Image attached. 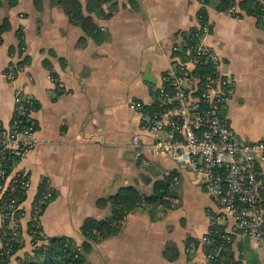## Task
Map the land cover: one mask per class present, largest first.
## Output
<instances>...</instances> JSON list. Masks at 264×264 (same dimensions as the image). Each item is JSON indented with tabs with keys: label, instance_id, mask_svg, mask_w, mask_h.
<instances>
[{
	"label": "crops",
	"instance_id": "crops-1",
	"mask_svg": "<svg viewBox=\"0 0 264 264\" xmlns=\"http://www.w3.org/2000/svg\"><path fill=\"white\" fill-rule=\"evenodd\" d=\"M80 2L97 25L95 36L56 0H0V25L9 24L0 31V122L12 120L18 90L37 106L40 142L20 165L32 180L28 202L49 186L54 197L41 219L44 233L71 237L80 246L87 217L118 224V232L92 242L87 264H188V239L207 233L216 204L189 168L167 153L137 149L132 137L141 133L150 140L153 91L171 65L172 45L198 25L205 3L108 0L99 9ZM205 7L211 23L206 42L234 78L223 114L241 139H259L264 21L240 3L238 16L219 9L217 1ZM8 70L15 71L13 80ZM134 101L145 107H132ZM260 164L264 180V159ZM125 187L137 189L141 202L118 219L111 202L99 200ZM21 244L7 264H18L17 257L33 249L28 233ZM234 253L243 264H264V248L243 235H236Z\"/></svg>",
	"mask_w": 264,
	"mask_h": 264
},
{
	"label": "built area",
	"instance_id": "built-area-1",
	"mask_svg": "<svg viewBox=\"0 0 264 264\" xmlns=\"http://www.w3.org/2000/svg\"><path fill=\"white\" fill-rule=\"evenodd\" d=\"M216 1L219 5L226 0ZM230 1L221 10L236 15L237 0ZM210 30L206 19L180 33L164 81L153 94L146 124L150 140L138 133L132 143L137 149L167 153L189 168L193 181L202 183L216 204L208 212L207 233L188 242V264H243L234 253L236 235L264 248V136L245 141L224 116L234 78L206 42ZM6 73L13 80L15 71ZM36 107L34 98L18 90L12 120L0 122V262L16 254L13 244L21 241L25 228L45 235L41 217L54 197L45 186L28 202L32 180L20 166L40 142L33 121ZM132 107L143 108V103L134 101Z\"/></svg>",
	"mask_w": 264,
	"mask_h": 264
},
{
	"label": "trees",
	"instance_id": "trees-1",
	"mask_svg": "<svg viewBox=\"0 0 264 264\" xmlns=\"http://www.w3.org/2000/svg\"><path fill=\"white\" fill-rule=\"evenodd\" d=\"M89 1L91 6L102 9V5L108 0ZM212 1L214 2L216 0H203L205 6ZM56 2L64 8L71 21L82 25L89 35L95 36V32L98 29L97 25L90 17L83 14L80 0H56ZM235 2H237L236 4L240 3L241 7L243 6L247 13L255 15L259 20L264 21V18L260 17V15H264V0H237ZM230 4L231 1L226 0L220 3L218 8L221 9ZM205 6L199 10L200 22L208 19V11ZM236 15L238 16L240 13H236ZM8 27L9 24L0 25V31L6 30ZM154 93L155 89L153 91V94ZM143 107H145L144 104ZM42 188H45V186ZM141 197V193L134 187H125L122 188L118 194L110 196L107 199H100L99 204L104 205L110 201L111 208L115 212V217L117 214L118 217L116 218L120 219L125 211L137 206L139 202H141ZM108 220L109 219H98L93 216L87 217L81 226V232L86 238L81 246L77 245L71 237L47 236L46 234L41 236L39 232L35 234L31 233L28 227L27 232L31 235L33 249L29 252H25L22 256H18V264H87L85 253L92 249V242L100 237H106L119 231L118 224ZM190 240L196 241L197 239L189 238L188 242ZM21 243V241L14 242L13 252L15 251L18 253L23 247ZM10 259L11 257L5 258L0 264H7Z\"/></svg>",
	"mask_w": 264,
	"mask_h": 264
},
{
	"label": "water",
	"instance_id": "water-1",
	"mask_svg": "<svg viewBox=\"0 0 264 264\" xmlns=\"http://www.w3.org/2000/svg\"><path fill=\"white\" fill-rule=\"evenodd\" d=\"M149 74H150L149 71L146 70V77H145V78H146L147 80L151 81L152 78H151V76H150Z\"/></svg>",
	"mask_w": 264,
	"mask_h": 264
},
{
	"label": "rangeland",
	"instance_id": "rangeland-1",
	"mask_svg": "<svg viewBox=\"0 0 264 264\" xmlns=\"http://www.w3.org/2000/svg\"><path fill=\"white\" fill-rule=\"evenodd\" d=\"M43 216V215H42ZM41 219H42V217H41ZM41 227H42V225H41ZM42 230H43V227H42ZM24 232H26V233H28L27 232V229L25 228V231ZM24 232H23V234L21 235V236H23L24 235ZM29 234V233H28ZM31 236V235H30ZM21 242H22V239H21ZM15 256V255H14ZM12 258V257H11Z\"/></svg>",
	"mask_w": 264,
	"mask_h": 264
}]
</instances>
